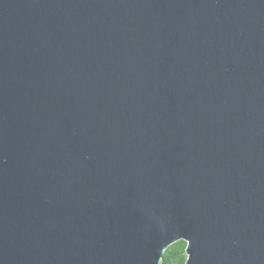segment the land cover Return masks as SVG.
<instances>
[{
  "label": "water",
  "instance_id": "95a60500",
  "mask_svg": "<svg viewBox=\"0 0 264 264\" xmlns=\"http://www.w3.org/2000/svg\"><path fill=\"white\" fill-rule=\"evenodd\" d=\"M264 264V0H0V264Z\"/></svg>",
  "mask_w": 264,
  "mask_h": 264
},
{
  "label": "trees",
  "instance_id": "16d2710c",
  "mask_svg": "<svg viewBox=\"0 0 264 264\" xmlns=\"http://www.w3.org/2000/svg\"><path fill=\"white\" fill-rule=\"evenodd\" d=\"M184 248L185 242L183 241H178L172 244L165 251L164 257L161 260V264H184Z\"/></svg>",
  "mask_w": 264,
  "mask_h": 264
}]
</instances>
